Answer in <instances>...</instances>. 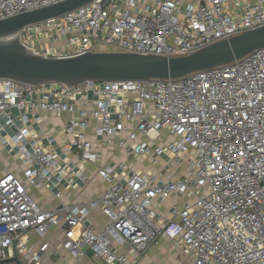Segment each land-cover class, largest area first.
<instances>
[{
  "label": "built area",
  "instance_id": "built-area-1",
  "mask_svg": "<svg viewBox=\"0 0 264 264\" xmlns=\"http://www.w3.org/2000/svg\"><path fill=\"white\" fill-rule=\"evenodd\" d=\"M60 1L0 0V19ZM261 26L264 0H108L103 7L98 0L24 28L21 42L46 58L106 47L185 56ZM39 112L69 116L65 149L81 161L98 162L99 137L106 147L148 158L151 171H130L124 162L118 171L103 165L97 168L106 184L101 197L42 209L29 190L54 175L61 180L69 168L59 166L58 153L27 125ZM7 129L21 170L0 176V264H40L29 234L42 238L53 226L74 259L90 249L104 264H137L165 235L192 264H264V47L177 80L86 83L70 90L0 79V133ZM173 169L180 173L162 179ZM173 195L179 201L167 219L155 201ZM93 210L108 220L102 231L85 224ZM123 246L129 255L116 250Z\"/></svg>",
  "mask_w": 264,
  "mask_h": 264
},
{
  "label": "water",
  "instance_id": "water-1",
  "mask_svg": "<svg viewBox=\"0 0 264 264\" xmlns=\"http://www.w3.org/2000/svg\"><path fill=\"white\" fill-rule=\"evenodd\" d=\"M98 0H63L0 19V79L31 86L56 84L75 90L86 83L177 80L240 60L264 47V26L223 39L185 56L87 52L70 58L33 54L21 42L28 26L59 18ZM108 0H99L103 7ZM86 256L92 257L90 249Z\"/></svg>",
  "mask_w": 264,
  "mask_h": 264
},
{
  "label": "crops",
  "instance_id": "crops-1",
  "mask_svg": "<svg viewBox=\"0 0 264 264\" xmlns=\"http://www.w3.org/2000/svg\"><path fill=\"white\" fill-rule=\"evenodd\" d=\"M55 45H58V43H55ZM86 97L89 101L87 107L92 108L94 100L92 93L89 92ZM79 98H77V105L82 97ZM68 119V115L57 117L52 113L39 112L30 115L27 122V125L40 138L41 143L45 147H51L58 153L60 157L59 166L65 169L69 168L66 177L61 180L58 181V176L54 175L44 185L37 189L32 188L29 190L33 199L42 209H51L60 204H80L101 197L106 189V184L98 176L97 168L103 165H109L118 171V164L124 162L128 165L130 171L143 173L151 171V164L148 158L131 157L115 147H106L102 145L99 137L96 138L99 141L98 152L100 158L98 162L90 164L81 161L74 153L65 149V144L70 140V137L63 134L62 130ZM9 134H11L9 129L0 133V136L4 139L3 142L0 141V176L5 171L18 174L21 170L20 163L13 158L14 147L7 139ZM87 136L91 141L95 140L94 135L90 131L87 132ZM80 166L83 171L82 175L78 176ZM176 172L180 173L179 170L173 169L174 175L164 174L162 179L173 178L178 175ZM57 193L60 195L59 198L55 196ZM178 201L179 199L174 195L165 201H155L157 213L168 219L171 205ZM107 223L108 220L100 210H93L85 224L92 226L96 231H102ZM62 241L63 234L60 227L53 226L42 238L30 233L28 244L40 255V264H104L101 260L86 255L77 259L70 257L61 248ZM173 242L174 239H170L165 235L162 236L158 243L137 264H170L168 252L175 248L173 247ZM116 250L124 255H129L130 253V249L127 246L117 247Z\"/></svg>",
  "mask_w": 264,
  "mask_h": 264
},
{
  "label": "rangeland",
  "instance_id": "rangeland-1",
  "mask_svg": "<svg viewBox=\"0 0 264 264\" xmlns=\"http://www.w3.org/2000/svg\"><path fill=\"white\" fill-rule=\"evenodd\" d=\"M96 51H97V49H96ZM105 51L106 52H112V49H111V47H106ZM173 247H175V248L172 249V251L170 250L168 252V254H169L168 259H169L170 264H191L190 257H187L181 253L179 244L176 240H174V242H173ZM166 258H167V256H166Z\"/></svg>",
  "mask_w": 264,
  "mask_h": 264
}]
</instances>
